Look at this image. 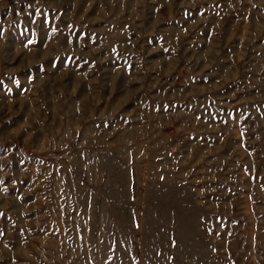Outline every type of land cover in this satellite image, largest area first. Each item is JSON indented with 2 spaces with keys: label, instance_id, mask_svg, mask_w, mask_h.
<instances>
[{
  "label": "rangeland",
  "instance_id": "1",
  "mask_svg": "<svg viewBox=\"0 0 264 264\" xmlns=\"http://www.w3.org/2000/svg\"><path fill=\"white\" fill-rule=\"evenodd\" d=\"M160 2L0 0V264H264V13Z\"/></svg>",
  "mask_w": 264,
  "mask_h": 264
},
{
  "label": "crops",
  "instance_id": "2",
  "mask_svg": "<svg viewBox=\"0 0 264 264\" xmlns=\"http://www.w3.org/2000/svg\"><path fill=\"white\" fill-rule=\"evenodd\" d=\"M166 3H165V2ZM160 2V4L166 9L167 13L170 12V16H177L178 14H190V16L187 15V17H198L202 19V22H205L207 25V20L210 19H217V18H227L225 21V25L232 26L233 24V16L229 18V15L233 12L230 10L223 9L220 1L222 0H196L198 2H203L201 5H199V8L195 10L196 7H193L194 4L190 5L192 0H164ZM194 1V0H193ZM247 2V5L245 8L241 9V11H237L236 13L240 15L242 27L244 28L242 33L246 32V35L250 31L257 30V33H260L261 26L263 25V21L260 20V16L264 13V0H245ZM256 4V9L253 6V4ZM187 7H193L192 10H188ZM176 14V15H175ZM236 14V15H237ZM158 16L165 17L166 13L164 14L162 11L161 13H157ZM219 22V21H218ZM208 24H210L208 22ZM211 26V25H210ZM225 27V28H226ZM250 37V36H249ZM249 37H246V40H249ZM259 40V39H258ZM245 46V45H243ZM260 46V45H259ZM246 51H248V46L246 45ZM217 52V51H216ZM215 52V53H216ZM255 56V55H254Z\"/></svg>",
  "mask_w": 264,
  "mask_h": 264
}]
</instances>
